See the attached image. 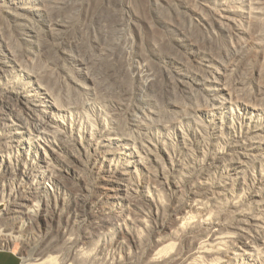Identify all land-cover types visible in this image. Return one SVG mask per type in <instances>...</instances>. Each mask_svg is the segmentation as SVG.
<instances>
[{"label":"rangeland","instance_id":"1","mask_svg":"<svg viewBox=\"0 0 264 264\" xmlns=\"http://www.w3.org/2000/svg\"><path fill=\"white\" fill-rule=\"evenodd\" d=\"M224 1L246 11L254 3ZM150 4L0 0V219L34 166L31 183L45 175L50 199L76 205L70 221L51 226L49 253L61 262L146 264L166 239L180 264L197 255L199 264H264V50L254 54L252 43L260 36L239 18L248 36L220 32L179 3V14L160 10L166 28ZM21 91L34 110L17 100ZM95 163L118 194L114 219L91 217L78 201L94 192ZM37 226L0 248L25 264ZM121 234L136 245L118 244Z\"/></svg>","mask_w":264,"mask_h":264},{"label":"bare ground","instance_id":"2","mask_svg":"<svg viewBox=\"0 0 264 264\" xmlns=\"http://www.w3.org/2000/svg\"><path fill=\"white\" fill-rule=\"evenodd\" d=\"M180 1L182 0H151L150 7L152 8L154 13H157L156 18L157 22H159L160 25L166 28L173 26L167 20V15L160 10H171L179 14L180 12L179 10H177V6H179L180 8H183L185 10L189 9L188 11L190 12V14L194 17H197L202 24L214 28L216 26L220 32L224 33H228L232 30L236 32L235 34L239 36L240 39L242 36H248L249 30L247 31V29L242 27L245 24H241L242 26L239 24V18L243 20L244 23H247L249 27L252 28L250 31H253L255 33L257 32L260 36L259 38H256V40L252 41L254 54L256 53L259 55V52L264 50V0H254V3H252L253 1L250 0V2L252 1V4H250L249 2L250 11H246L245 8L244 10L233 7V5H229V2L227 4L225 1V3L221 2V0H196L195 4L193 3L194 6L198 4L196 7L190 5L194 0L191 1L190 4H188V0H184L183 3L188 2L187 7L183 5V3H181V5ZM177 3L179 4L177 5ZM180 11L183 12V10ZM204 13L206 15H204ZM241 22L242 21H240V23ZM249 27L247 28L250 29ZM172 41L176 43L179 42V40L177 39H174ZM155 46L156 45H151V50L153 52H156L157 50ZM4 72L5 66L1 62L0 52V74ZM83 74L88 77L86 73ZM25 92L27 91H21L20 93H18L16 95L17 100H19L20 104L23 107L31 108L34 110L35 105L28 99V96ZM56 108H58V105H56ZM49 120L51 119L48 117V114L44 115L43 119L39 120V123L37 122L35 124L34 130L38 131L39 128H41L44 124L48 123ZM19 142L23 144L24 141L20 140ZM41 160L44 163L43 159ZM135 163H139L137 162V159H135ZM30 167L29 169L27 168L26 171H22V181L24 182H21L18 189V195L14 196L13 201L9 203V206L7 208L8 211L6 212L4 217L0 219V246H3L5 248H12V242L15 239H19L18 234L23 231L33 230L34 223H38L37 227L39 232L42 233V237H38L35 245L32 247H30L28 243H26V246L24 245L26 248L29 249L27 255L24 257L25 264H67L61 262L58 256H53L49 253V251H52V249H57L56 243L54 242L52 237L51 226H57L60 223V220H62L63 218H65L67 221H70L71 215H69V211L72 210L74 206H76L75 202L73 204L67 202L66 204V202L62 199H57L54 197L53 199H50L49 196L51 194V190L47 186V179H45L47 177L43 175L40 183L38 184L31 183L30 178H32L33 175L39 174L40 171L34 166ZM94 170V192L89 196L90 198L78 199V201L81 200V204L90 209L89 213L91 217H97V219H101L100 217H112V219H114L118 217L119 214L115 213V211L112 209L111 202L118 194L115 189H113V187H109L108 182L104 181V176L102 175L99 168L96 166V163L94 164ZM70 188L72 187L70 186ZM92 204L93 206H91ZM208 218V216L205 217L202 222L207 224ZM176 221L181 224V231H187L186 224L183 223L185 221L184 218L177 217ZM196 225L197 223L192 225L190 229L195 228ZM127 235L128 234H126V236ZM126 236L124 234H121V236H118L115 241L120 244V240H122L123 238H127L131 243L136 245V237H131L129 235V237ZM67 239L71 240V238ZM222 241V239H217L216 243L209 246L213 248H218ZM70 242H72V240ZM165 242L166 239H159L156 241L155 246L153 248L155 253L152 257L147 259V262H145L146 264H180L177 263L178 259L171 254L173 245L165 244ZM219 248H221V246ZM201 249L205 250V253L209 252L207 251L208 248L202 247ZM200 258L201 257L197 255L196 257H193L190 262L181 264H197L200 261Z\"/></svg>","mask_w":264,"mask_h":264},{"label":"crops","instance_id":"3","mask_svg":"<svg viewBox=\"0 0 264 264\" xmlns=\"http://www.w3.org/2000/svg\"><path fill=\"white\" fill-rule=\"evenodd\" d=\"M0 264H24L20 257L12 250L0 248Z\"/></svg>","mask_w":264,"mask_h":264}]
</instances>
